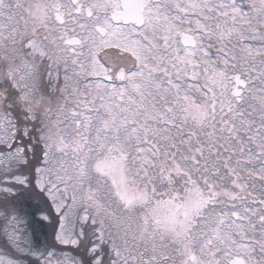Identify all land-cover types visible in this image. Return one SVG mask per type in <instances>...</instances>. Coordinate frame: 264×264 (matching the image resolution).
I'll list each match as a JSON object with an SVG mask.
<instances>
[{"label":"snow or ice","instance_id":"1","mask_svg":"<svg viewBox=\"0 0 264 264\" xmlns=\"http://www.w3.org/2000/svg\"><path fill=\"white\" fill-rule=\"evenodd\" d=\"M0 264H264V0H0Z\"/></svg>","mask_w":264,"mask_h":264}]
</instances>
